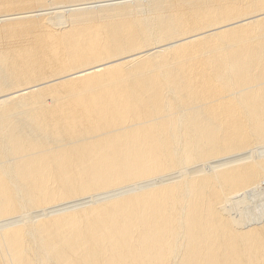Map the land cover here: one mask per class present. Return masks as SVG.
<instances>
[{
    "label": "bare ground",
    "instance_id": "obj_1",
    "mask_svg": "<svg viewBox=\"0 0 264 264\" xmlns=\"http://www.w3.org/2000/svg\"><path fill=\"white\" fill-rule=\"evenodd\" d=\"M0 264H264V0H0Z\"/></svg>",
    "mask_w": 264,
    "mask_h": 264
}]
</instances>
